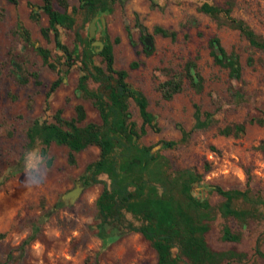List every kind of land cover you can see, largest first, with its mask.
Segmentation results:
<instances>
[{
	"label": "rangeland",
	"instance_id": "1",
	"mask_svg": "<svg viewBox=\"0 0 264 264\" xmlns=\"http://www.w3.org/2000/svg\"><path fill=\"white\" fill-rule=\"evenodd\" d=\"M67 1L68 11L79 3ZM204 1L217 5L225 2H116L112 11L102 15L103 24L97 19L91 46L95 49L97 45L92 42L106 38L113 42L114 66L126 69L129 86L141 90L148 100V110L154 114L157 128L146 126V133L135 136V142L166 155L173 169L190 167L201 173L202 180L193 185V192L217 206L223 197L212 185L240 190L249 186L252 192L264 197V123L248 122L264 110V52L250 46L237 30L218 26L213 18L198 11ZM41 4L42 0H0V264H156L155 250L140 233L126 231L107 239L106 244L98 238L96 198L103 182H108L105 175L99 176L100 182L83 185L73 203L61 200L64 192L82 180L86 165L98 157L97 146L72 153L65 145L54 143L27 147L31 122L51 120L58 109L65 118H71L75 106L81 104L86 113L81 124L101 122L92 101L76 91L81 74L79 62L66 74L61 73V83L47 95L58 73L42 62L30 43L50 49L53 55L61 51L52 35L45 39L40 32L41 26L48 25ZM54 6L64 10L57 2ZM232 14L264 36V0H235ZM75 18L73 28L59 27V32L61 41L78 51L76 32L87 36L90 21H84L80 10ZM156 25L174 30L175 39L155 33ZM22 31L28 33L30 43L24 41ZM214 34L226 50L238 53L241 80L230 77L227 69L214 63L208 45ZM147 35L152 41L150 54L144 49L143 39ZM248 57H252V62H247ZM190 58L196 59L203 90L195 92L185 80L181 92L170 100L163 99L156 85L168 78L167 70H180ZM15 62L28 74L27 82L18 79ZM93 62L104 65L98 55ZM132 62L137 65L131 68ZM32 72H37L39 83L30 75ZM89 83L96 87V83ZM129 102L131 119L140 127L138 108L133 99ZM194 104L200 107L201 120H205L204 112L210 114L204 127L194 128ZM243 121L245 129L237 136L218 132L225 125ZM167 141L174 144H163ZM28 165H33L32 169ZM243 205L241 200L236 201V206ZM224 224L239 233L240 239H222ZM206 238L214 249L245 253L229 260L230 264H264L260 254L264 253L261 219L241 224L218 212Z\"/></svg>",
	"mask_w": 264,
	"mask_h": 264
},
{
	"label": "trees",
	"instance_id": "2",
	"mask_svg": "<svg viewBox=\"0 0 264 264\" xmlns=\"http://www.w3.org/2000/svg\"><path fill=\"white\" fill-rule=\"evenodd\" d=\"M78 1V5L68 11L67 0H42L40 8L48 17V25L41 26L40 32L45 39L52 35L61 54L53 55L50 49L30 43L28 33L24 34L22 31V36L25 42L33 46L42 62L58 73V77L49 86L47 95L61 83V73L66 74L72 65L79 62L81 74L77 79L76 91L83 98L92 101L101 122L81 124L86 117L81 104L75 106V115L71 118H65L58 109L51 120L34 119L31 122L27 129L28 149L38 143L46 147L52 143L65 145L71 153L90 145L99 148L98 157L84 169L82 185L100 182V175H105L108 180L103 182V188L96 198V234L103 244H106L107 239L112 240L126 231H133L149 241L156 252V264H230L229 260L245 256V253L233 249H214L208 243L206 235L218 212L224 217H234L241 224L251 219L264 221V197L252 192L249 186L240 190L212 185L213 190L223 197L222 202L214 206L193 192V185L202 180L201 173L190 167L173 169L166 155L153 151L149 145L135 142L133 136L138 138L146 133V126L155 129L157 124L154 114L148 110L146 96L141 90L129 86L126 80L127 70L114 66L113 42L106 38L103 40V48L95 52L91 46L93 39L76 32L77 45L80 47L77 51V48H70L61 41L59 32V27L73 28L75 15L79 10L84 21L88 22L95 14L108 13L116 2L122 4L124 0ZM55 2L64 10L55 8ZM234 4L235 0H225L223 5L204 1L197 9L213 18L218 26L237 30L250 46L264 52V36L257 33L243 18L232 14ZM137 24L141 30H145V27L138 22ZM153 30L172 40L176 37L174 30L160 25H156ZM208 45L214 63L227 69L230 77L241 80L242 65L238 53L233 49L226 50L216 34L209 37ZM151 51V48L145 49L146 54ZM95 55L100 56L104 65L93 62ZM247 62H252V57H248ZM14 64L20 82H27L28 74L19 63ZM136 65L135 62L129 64L131 68ZM30 75L39 83L37 72ZM167 76L166 80L156 85L165 100H170L181 92L185 80L195 92L203 90V77L197 69L195 58L186 60L180 70H167ZM90 81L96 83L95 88L90 86ZM130 99L135 102L142 119L140 127L131 119ZM194 107V128L206 126L210 114L204 112L205 120H201L200 107L197 104ZM248 122L262 125L264 110H260ZM244 129L245 121L225 125L218 132L237 136ZM163 144L171 146L174 142L167 141ZM237 200H241L244 205L236 206ZM34 227L35 224L32 232ZM221 237L237 241L240 234L224 224ZM260 254L264 257V253Z\"/></svg>",
	"mask_w": 264,
	"mask_h": 264
},
{
	"label": "water",
	"instance_id": "3",
	"mask_svg": "<svg viewBox=\"0 0 264 264\" xmlns=\"http://www.w3.org/2000/svg\"><path fill=\"white\" fill-rule=\"evenodd\" d=\"M103 14H95L89 23V27H88V35L87 37L92 38L95 34L96 28H97V19L99 18L100 22L103 24ZM144 44H145V49L148 50L152 47V41H151V37L149 35L145 36L144 39ZM92 43H94L95 45H97V47L94 49L95 52H99L102 48H103V41H93ZM133 138H135V136H133ZM82 180H78L76 183V186L66 192H64L61 195V200L66 203V204H71L73 203L77 197L79 196V194L81 193V190L83 188V185H81Z\"/></svg>",
	"mask_w": 264,
	"mask_h": 264
},
{
	"label": "clouds",
	"instance_id": "4",
	"mask_svg": "<svg viewBox=\"0 0 264 264\" xmlns=\"http://www.w3.org/2000/svg\"><path fill=\"white\" fill-rule=\"evenodd\" d=\"M33 165H28L27 168L28 169H32Z\"/></svg>",
	"mask_w": 264,
	"mask_h": 264
}]
</instances>
